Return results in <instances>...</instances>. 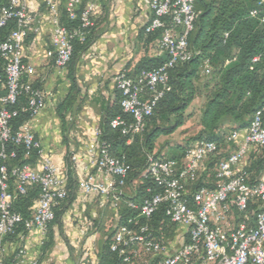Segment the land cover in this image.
Returning <instances> with one entry per match:
<instances>
[{"label": "built area", "instance_id": "built-area-1", "mask_svg": "<svg viewBox=\"0 0 264 264\" xmlns=\"http://www.w3.org/2000/svg\"><path fill=\"white\" fill-rule=\"evenodd\" d=\"M0 29L9 21L15 27L0 41V56L5 61V79L0 78V264H7L5 240L23 224L25 231L38 228L43 236L54 219V207L68 194V176L48 156L36 137L29 120L14 130L12 120L19 114H36L44 108L46 93L34 86L35 68L24 60V40L32 29L31 0H3ZM82 0H68L65 9L71 19L77 17ZM151 18L144 28L147 35L159 33V48L166 60L152 70L135 72L123 69L114 76L120 94L122 114L110 124L131 142L141 134L160 99L170 90V71L188 61L192 52L188 38L197 18L195 0H148ZM252 17L264 22V0H253ZM52 25L51 43L54 66L58 73L66 68L72 55V41L81 38L84 29L94 25V1L87 2L80 13L81 27L68 29L60 22V7L46 1ZM258 57L253 60L256 61ZM206 65L204 73H208ZM25 101L13 107L20 98ZM100 129H94L86 153L89 163L78 186L85 193H95L114 209L127 207L136 215L118 223L111 240V250L126 264H139L143 254L151 264H264V165L251 169L253 148L264 151V104L253 114L245 129H230L224 143L200 139L186 146L180 159L148 155L143 178L151 179L159 190L140 202L127 197V179L131 170L124 158L114 156L102 142ZM21 146L24 158L36 151L39 167L12 164L15 148ZM224 152V155L219 154ZM76 160V156L72 157ZM37 187L39 196L29 219L13 210L16 196ZM150 192V189H147ZM163 205L168 223L182 228L181 245L171 247L152 231L150 220ZM140 219H143L141 221ZM163 223V222H162ZM161 229V227H160ZM25 234L19 233L22 242ZM9 264H38L18 245Z\"/></svg>", "mask_w": 264, "mask_h": 264}, {"label": "trees", "instance_id": "trees-1", "mask_svg": "<svg viewBox=\"0 0 264 264\" xmlns=\"http://www.w3.org/2000/svg\"><path fill=\"white\" fill-rule=\"evenodd\" d=\"M4 3L0 0V7ZM86 5L82 0L77 9V17L71 19L65 7H60V22L68 29L81 27L80 13ZM254 6L253 0H195V9L198 13L194 23V31L188 38V48L192 52L191 58L174 67L170 71V90L160 99L152 115L146 119L144 130L135 135L131 142L121 134L118 129L111 127V120L122 114L120 106V94L116 91L113 102L103 106V115L99 125L101 141L110 146V152L119 158H124L130 165L127 185L138 181V185L130 196L141 201L159 190L158 186L148 178L141 175L147 165L148 155L156 148V142L161 136L170 135L186 122V110L198 95L196 82L200 79V73L204 72L206 65L209 68V78L203 83L205 105L200 118V130L191 141L205 139L221 144L229 129L224 126L229 122L236 129H245L250 124L252 114L264 104V22L260 17H252L250 10ZM15 27L14 21H9L0 29V41H2ZM81 38L72 41V55L69 63V78L72 88L62 105V110L70 108L76 99L78 90L76 87L75 65L80 55L85 52L95 36V26L84 29ZM258 57L256 61L253 59ZM166 60L165 56L143 59L134 70H152ZM5 61L0 56V78L5 79ZM34 86H40L34 83ZM25 101L22 97L13 106L19 108ZM64 120L65 115L59 111ZM29 113L19 114L12 120V127L16 130L20 124L30 119ZM15 148L17 158L9 161L12 164H27L38 157L36 151L29 152V158H24L25 151L19 147L8 145V150ZM185 147L179 154L172 155L173 159L183 156ZM251 169L257 171L264 165V151L253 148L249 157ZM76 180L70 175L68 180L67 197L54 207V219L48 226L46 238L50 237L52 224L60 222V216L65 207L73 198V189ZM147 189H150L148 192ZM39 196V189L34 187L26 194H19L13 203V210L19 213L23 219H29L32 215L30 207ZM163 205L150 220L152 231L161 236L175 232L176 226L168 223L165 217ZM120 221H126L127 217L136 215L127 207L120 209ZM143 221V219H140ZM163 222V223H162ZM161 227V229H160ZM115 230V229H114ZM114 230L104 241L99 253L98 264H126L117 252L111 250V240ZM26 233L23 224L19 225L16 233L9 238L17 237L19 233ZM51 238V237H50ZM11 255L7 264L11 262ZM39 264V263H38Z\"/></svg>", "mask_w": 264, "mask_h": 264}, {"label": "crops", "instance_id": "crops-1", "mask_svg": "<svg viewBox=\"0 0 264 264\" xmlns=\"http://www.w3.org/2000/svg\"><path fill=\"white\" fill-rule=\"evenodd\" d=\"M46 1L29 2L33 26L38 31H29L23 56L35 68L32 81L46 93L44 108L31 116L29 122L45 153L59 166L61 174L76 180V186L60 222L51 226V238L43 236L36 227L26 231L22 242L18 236L7 238V259L22 245L26 256L39 264H98L104 241L120 221V212L101 196L85 193L78 186L79 178L85 173L84 166L89 163L86 148L94 129L100 125L102 107L115 99L114 76L123 69L134 71L143 59L164 54L159 48V33H144L151 18L148 0H86V3L94 1L97 6L92 13L95 36L75 65L79 91L76 99L70 108L62 110L72 81L68 66L62 73L54 66L52 25ZM52 1L62 8L68 0ZM142 48L149 52L137 55ZM59 111L65 115L64 120ZM73 156L77 159L73 160ZM27 164L38 168L39 157ZM37 199L30 207L31 215ZM108 225L112 226L110 231L106 229Z\"/></svg>", "mask_w": 264, "mask_h": 264}, {"label": "rangeland", "instance_id": "rangeland-1", "mask_svg": "<svg viewBox=\"0 0 264 264\" xmlns=\"http://www.w3.org/2000/svg\"><path fill=\"white\" fill-rule=\"evenodd\" d=\"M149 52L148 49L142 48L141 52L137 55H144ZM209 78L208 73L201 72L200 73V79L196 82L198 95L195 98V100L191 103L189 108L186 110V122L183 126L179 127L175 132H173L170 135L161 136L157 142H156V148L153 153H155L157 156L165 158V157H172L174 154H179L181 152L180 149L182 147H185L189 145L192 141L191 138L197 135V133L200 130V118L201 113L205 105V96H204V90H203V83ZM224 126L226 129H233L234 126H232L231 123L228 121L225 122ZM224 141L221 143L223 144ZM224 152H221L220 155H224ZM136 185H138V181L135 180L133 183L130 182V184L127 185V193L130 191L133 192L136 188ZM106 229H109V231L112 229L111 225H108ZM181 233L182 228L176 226L175 232L171 235H163V241L167 243L171 249H175L180 247L181 245ZM153 262L151 256L143 254L141 257V260L139 261V264H151Z\"/></svg>", "mask_w": 264, "mask_h": 264}]
</instances>
